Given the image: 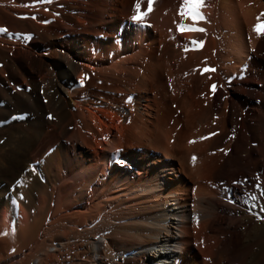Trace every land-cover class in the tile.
<instances>
[{
  "label": "bare ground",
  "instance_id": "1",
  "mask_svg": "<svg viewBox=\"0 0 264 264\" xmlns=\"http://www.w3.org/2000/svg\"><path fill=\"white\" fill-rule=\"evenodd\" d=\"M251 1L223 0L221 10L252 19ZM26 57L36 80L28 92L21 77L14 100L35 107L40 98L46 113L0 145V165L16 166L0 179V264H264L261 110L228 115L227 103L208 99L183 114L184 94L168 105L160 85L157 116L149 96L157 64L129 67L141 61L136 50L101 60L74 41ZM0 111L10 112L3 126L25 112ZM167 115L183 135L165 132Z\"/></svg>",
  "mask_w": 264,
  "mask_h": 264
},
{
  "label": "rangeland",
  "instance_id": "2",
  "mask_svg": "<svg viewBox=\"0 0 264 264\" xmlns=\"http://www.w3.org/2000/svg\"><path fill=\"white\" fill-rule=\"evenodd\" d=\"M221 1L203 0L200 11L205 19L196 22V27L205 31L180 32L177 30L179 24H193L190 18L179 15L183 0H153L150 12L148 0H51L50 3L47 0H0V28L7 29V32L0 33V60L3 61L0 67L6 70V76H0V108L5 110L18 106L19 111H25L22 113L23 120L18 119L20 122L17 124L0 125V145L13 130L27 129L25 120L36 119L40 114L44 117L46 113L40 98H37L36 108L27 103L20 105L14 100V86L21 77L30 83L28 92L36 80L34 61L26 56L70 50L74 41L85 43L89 53L98 54L101 60L136 50L141 61L128 65L136 69L146 71V64L149 66L150 60L156 61L158 74L154 81L157 87L150 83L149 96L156 107L157 116L162 111L160 85H166L171 94L167 98L168 105H171L169 101L172 96L179 92L184 94L183 114L196 113L198 104L208 99L216 106L227 103L228 115L264 114V36H258L253 31L257 17L264 21L261 15L264 13V0L250 2L255 4L257 12L252 19L244 18L241 13L232 15L225 9L221 10ZM137 3L141 12H147L142 21L132 20ZM54 41L57 44H53ZM193 41H202L203 44L197 48ZM206 68L214 71H204ZM205 73L211 76H200ZM49 76L53 77L51 74ZM212 85L216 86L215 91ZM50 89L53 98L57 99L58 88L54 80ZM2 92L12 96V100H2ZM192 102L196 106L191 107ZM8 113L0 111V118ZM167 117L165 132L176 137L177 134L183 135L177 133L171 124V115ZM50 125H45L43 129H50ZM116 130L114 127L113 131ZM40 144L45 148L49 143ZM15 167L12 159L4 167L0 165V179H11Z\"/></svg>",
  "mask_w": 264,
  "mask_h": 264
},
{
  "label": "snow or ice",
  "instance_id": "3",
  "mask_svg": "<svg viewBox=\"0 0 264 264\" xmlns=\"http://www.w3.org/2000/svg\"><path fill=\"white\" fill-rule=\"evenodd\" d=\"M39 2V0H38ZM47 2H51V0H47ZM149 7L148 12L152 10V3L153 0H148ZM203 6V0H183L181 4V9L179 12V15L182 17L190 18L193 21V24L191 25H185V24H179L177 27V30L180 32L184 31H205L204 29L196 27V22L205 19L202 15L200 8ZM147 15V12H141L140 11V5L137 3L135 5V15H133L132 20L133 21H142L144 16ZM264 16V13L261 14ZM35 18V17H33ZM47 22V21H46ZM253 31L257 33L258 36H264V21L260 20V17H257V24L253 26ZM7 32V29L0 28V33ZM192 44L194 46L201 47L203 42L202 41H193ZM187 50V49H186ZM204 71H214V69H204ZM81 83H83V80H81ZM216 86L212 85V90L215 91ZM131 98H129L130 100ZM51 118V116L49 117ZM203 139V138H202ZM193 160H195V157H193ZM22 181H18V183H21ZM236 183V182H234ZM261 195L264 196V192H261ZM255 199V197H253ZM264 211V209H262ZM6 235L7 233H2Z\"/></svg>",
  "mask_w": 264,
  "mask_h": 264
}]
</instances>
